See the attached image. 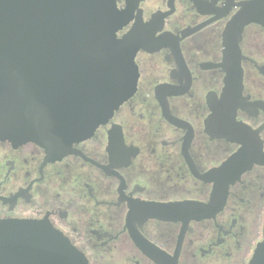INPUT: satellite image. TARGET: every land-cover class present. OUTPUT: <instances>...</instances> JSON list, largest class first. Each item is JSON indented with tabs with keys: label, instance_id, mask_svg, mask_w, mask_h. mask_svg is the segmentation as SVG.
Wrapping results in <instances>:
<instances>
[{
	"label": "flooded vegetation",
	"instance_id": "obj_1",
	"mask_svg": "<svg viewBox=\"0 0 264 264\" xmlns=\"http://www.w3.org/2000/svg\"><path fill=\"white\" fill-rule=\"evenodd\" d=\"M247 1L114 0L125 17L116 38L142 44L135 92L61 158L0 138V221L46 222L87 264H250L264 240V164L213 210L214 184L202 179L241 148L205 126L225 86L228 40L241 69L234 120L264 154V25L225 38ZM185 201L207 211L168 220L149 210Z\"/></svg>",
	"mask_w": 264,
	"mask_h": 264
},
{
	"label": "water",
	"instance_id": "obj_2",
	"mask_svg": "<svg viewBox=\"0 0 264 264\" xmlns=\"http://www.w3.org/2000/svg\"><path fill=\"white\" fill-rule=\"evenodd\" d=\"M249 23L264 25V0L243 3L225 38ZM124 24L114 0H0V138L35 143L58 159L107 123L133 95L138 78L134 57L142 44L133 34L116 38ZM229 41L225 86L205 126L211 136L241 148L202 177L214 184L207 207L212 210L222 206L228 186L241 174L264 164L260 144L234 120L242 84L237 45ZM149 210L168 220L207 211L187 201L151 204ZM0 264L87 263L46 222L6 220L0 221ZM250 264H264V240Z\"/></svg>",
	"mask_w": 264,
	"mask_h": 264
}]
</instances>
